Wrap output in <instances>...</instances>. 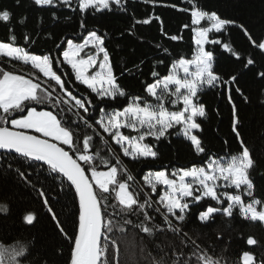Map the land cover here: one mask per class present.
Here are the masks:
<instances>
[{"label":"snow or ice","instance_id":"snow-or-ice-1","mask_svg":"<svg viewBox=\"0 0 264 264\" xmlns=\"http://www.w3.org/2000/svg\"><path fill=\"white\" fill-rule=\"evenodd\" d=\"M72 2L73 0H32L40 8H71ZM124 2L125 0H77V9L80 13H86L89 9L94 12L111 11L113 5L123 8ZM11 15L8 10H0V21L9 22ZM190 15L192 25L198 26L207 21L206 26L194 29V55L191 59L180 58L173 62L166 75L161 76L159 71L153 70V80L144 85L143 92L146 96H130L117 82L105 45L106 33L101 35L98 31H89L79 43L67 40L66 50L62 51V61L50 54H34L15 46L14 35L9 37V41H0V57L30 64L32 69L37 70L34 77L25 78L0 68V150L17 161L31 162V166L38 170L46 166L49 173L56 174L54 178H63L62 184L66 180L68 187L74 188L78 199V216L76 230L69 236L43 187L38 188L32 182L31 173H26L19 167L15 169L18 178L31 184L43 198V204L60 233L71 242L70 264H113L115 258L110 254L109 238L105 235V231L111 230L112 223L109 219L106 227L105 210L108 208L119 209L124 216V224L138 229L145 234L144 239L155 246L158 258L154 264H221V260L212 256L185 230L191 208L204 200L213 201L214 204H207L205 210L198 213L197 219L201 224L214 221L217 214L231 219L236 209L244 220L264 222V210H258L264 209V199L256 198L255 183L251 177L255 160L237 128L240 121L234 104L232 131L239 141L240 150L231 155L227 162L205 155V166L176 169L170 174L167 171L149 172L144 175L143 180L150 191L143 192L142 199L130 190V185L125 180L120 179L121 173L126 175L127 181L135 179L121 159V152L124 157H130L134 161L155 160L159 155L156 145L145 143L146 138L152 137L155 141L166 139L172 135L170 130L177 126L179 128L176 134L189 141L197 155L205 154L207 150L198 135L203 131L199 120L207 118L206 107L199 102L200 92L205 87L211 89L218 84L238 82L235 75L225 80L215 71L214 52L206 47L221 44L212 34L226 31L227 26L236 22L198 6L190 11ZM25 19L27 17L21 19L20 23L23 24ZM142 23L148 24L150 20L144 19ZM160 23H163L162 20ZM80 27L86 29V24L81 21ZM239 27L255 47L264 53V38L256 41L243 25ZM169 39L176 41L180 37L170 36ZM25 40L31 42V37L26 36ZM56 47L59 48L60 45L57 44ZM223 48L240 59L239 54L228 44H223ZM163 51L167 53L168 49L163 48ZM62 63L71 67L75 81L90 90L89 95L95 94L103 107L83 93L78 98L65 87V80L58 74ZM157 63L163 64L164 61L159 60ZM254 63L252 58H248L245 67ZM94 68L98 70L92 72ZM181 70L183 76L179 75ZM258 75L264 78V71H260ZM50 82L59 86L63 95H54L56 88ZM236 91L243 95L239 87ZM129 96L126 106L108 111V101ZM146 97H151L155 103H150ZM170 97L174 99H169ZM166 99L167 102L182 107L169 111L165 107ZM45 101L50 109L59 111L37 110L36 105L44 104ZM229 103H232L231 96ZM64 105L68 106V111L75 109L73 115L92 130L91 134H86L81 139L64 122L60 115L65 111ZM94 109L99 113L98 118L92 114L91 110ZM8 124L10 127L5 126ZM125 128L137 135H126L122 131ZM95 137L99 138L97 143H103L111 153V160H102L107 169L105 171H100L95 166L99 153L90 154ZM112 144L117 145L118 149L113 148ZM9 168H12L11 164ZM158 187L162 188L161 192H158ZM221 187L233 189V193L220 192ZM157 196L159 198L155 199ZM244 196L250 199L246 201ZM110 197L116 203H112ZM0 208L3 206L0 205ZM153 212L157 216H153ZM133 215L138 217V222L128 218ZM35 218L34 213L24 216L29 225L33 224ZM169 232L179 243L158 242L157 234L167 237ZM101 238L105 241L103 245ZM257 243L252 237L247 239L248 245ZM26 259L23 247L8 248L0 245V264H25ZM253 260L251 253L243 254V264H253ZM43 264H50V261L43 259ZM259 264H264V259Z\"/></svg>","mask_w":264,"mask_h":264},{"label":"trees","instance_id":"trees-1","mask_svg":"<svg viewBox=\"0 0 264 264\" xmlns=\"http://www.w3.org/2000/svg\"><path fill=\"white\" fill-rule=\"evenodd\" d=\"M196 6L236 22L227 26L226 31L212 34L221 41V44L206 47L214 52L215 71L225 80L235 75L238 82L218 84L216 88L211 89L205 87L200 92L199 102L205 105L207 118L199 120L203 131L198 135L207 150L205 154L197 155L190 142L182 135L176 134L179 128L177 126L170 130L172 135L166 139L155 141L152 137L146 138L145 143L156 145L159 155L155 160L134 161L130 157H124L121 152V159L135 179L127 181L123 173L120 179L125 180L130 185V190L142 199L143 192L150 191L143 180L144 175L149 172L167 171L170 174L176 169L203 165L206 162L205 155L214 159H228L231 155L237 154L240 144L232 131L234 104L240 121L237 128L255 160V167L251 173L255 183V196L257 199H264V78L258 75L260 71H264V53L255 47L248 35L239 27L243 25L256 41L264 38V0H193L192 3L190 0H125L123 8L113 5L111 11L94 12L89 9L86 13H80L75 2H72L71 8L64 6L40 8L35 6L32 0H0V10H8L12 14L9 22L0 21V41H9V37L14 35L15 46L23 47L34 54H50L62 61L61 52L67 40L79 43L89 31H98L101 35L106 33L105 45L117 82L130 96H146L143 92L144 85L145 82L153 80L151 77L153 70L159 71L161 76L166 75L173 62L180 58L191 59L194 55V25L191 24L190 11L195 10ZM24 17L27 19L21 24L20 20ZM156 17L160 19L157 20ZM144 19H149L150 23H142ZM81 21L86 24V29L80 27ZM206 25L207 21L202 22L201 27ZM26 36L31 37V42H26ZM170 36H178L180 39L173 41L169 39ZM57 44L60 45L59 48L56 47ZM223 44H228L239 54L240 59H237L233 52L224 50ZM163 48H167L168 52L165 53ZM248 58H252L255 63L245 67ZM159 60H163L164 63L158 64ZM0 68L27 78L37 74V70L32 69L31 65L6 57H0ZM58 74L65 80V87L75 96L81 98L83 93L98 106H104L95 94L89 95L90 90L75 81L72 70L65 63L60 65ZM41 78L43 79L42 76ZM50 83L56 88L54 95H63L59 86L54 82ZM237 87L241 89L243 95L236 91ZM130 96L108 101V111L126 106ZM229 96L232 103H229ZM146 98L150 103H155L151 97ZM36 107L37 110L59 111L50 109L47 101ZM63 107L65 111L60 115L81 139L86 134H91L92 130L73 115L75 109L68 111L67 105ZM165 107L175 111L182 106L173 105L166 99ZM91 111L93 115L99 117L97 110ZM5 126L10 127V124ZM123 132L129 136L134 134L127 130ZM98 139L94 138L90 154L99 153L95 166L98 170L105 171L107 169L102 160L105 158L111 160V153L103 143H97ZM112 147L118 149L115 144H112ZM112 163L114 164V160ZM9 164L12 168H9ZM18 167L26 173H31L30 178L38 188L43 187L68 235L71 236L76 230L77 201L67 182L64 181L62 184L63 178H54L56 174L49 173L46 167L38 170L31 166V162L17 161L10 155L0 154V205L3 206L0 208V245L8 248L23 247L27 257L25 264H37V261L43 264V259L50 261V264H68L71 242L60 233L56 222L43 204V198L31 184H26L18 178L15 170ZM88 175L90 176V172ZM158 192H161V187H158ZM243 198L246 201L250 199L247 196ZM110 200L116 203L111 197ZM207 204L214 202L204 200L200 205L191 208L190 217L185 225L189 235L212 256L221 260V264H243L242 257L245 252L254 256L253 264H259V261L264 259V223L244 220L236 209L231 219L217 214L214 221L201 224L197 215L205 210ZM27 213L35 214L36 218L31 225L24 220ZM152 215L157 216L154 212ZM128 218L138 222L135 215ZM109 219L112 222L111 230L105 231V235L109 238L110 254L115 258L113 264H116V261L118 264H154L158 258V250L144 239L145 234L125 225L124 216L119 209H106V227ZM157 235L158 242L179 243L170 232L167 237ZM249 237L258 243L248 245ZM104 243L102 238L101 244Z\"/></svg>","mask_w":264,"mask_h":264},{"label":"rangeland","instance_id":"rangeland-1","mask_svg":"<svg viewBox=\"0 0 264 264\" xmlns=\"http://www.w3.org/2000/svg\"><path fill=\"white\" fill-rule=\"evenodd\" d=\"M73 2H75V3H77V0H73ZM202 24V23H201ZM198 27H201V25H194V28H193V44H194V29H196V28H198ZM82 42V41H81ZM194 46H195V44H194ZM66 47H67V45L65 44V47H64V49L63 50H66ZM81 55L83 56L84 54L83 53H81ZM7 58V57H6ZM61 58H62V60H63V56H62V52H61ZM10 59V58H9ZM66 64V63H65ZM28 65H30V64H28ZM67 65V64H66ZM67 66H69V65H67ZM70 67V66H69ZM70 69H71V67H70ZM72 70V69H71ZM98 69L97 68H94V69H92L91 71L92 72H95V71H97ZM190 70H193V69H190ZM74 74V73H73ZM179 75L180 76H183L184 75V73L182 72V70L179 72ZM75 77V76H74ZM25 78H27V77H25ZM169 110V109H168ZM169 111H171V110H169ZM125 131V130H127V131H130V132H132V133H134L133 135H131V136H135V135H137V133L136 132H134V131H132L131 129H127V128H125V129H122V131ZM212 159H214V158H212ZM219 159H221V162H227L230 158H219ZM206 163H207V161L203 164V165H201V166H205L206 165ZM161 191H162V188H161ZM219 191L220 192H225V191H227V192H229V193H233V189H224V188H220L219 189ZM219 207V206H218ZM258 210H264V209H258ZM262 223H264V222H262ZM242 263H243V257H242Z\"/></svg>","mask_w":264,"mask_h":264},{"label":"water","instance_id":"water-1","mask_svg":"<svg viewBox=\"0 0 264 264\" xmlns=\"http://www.w3.org/2000/svg\"><path fill=\"white\" fill-rule=\"evenodd\" d=\"M0 154H7V153H4L3 152V150H0ZM7 155H10V154H7ZM46 167V166H45ZM66 181V180H65ZM67 182V181H66ZM72 190H73V192H74V194H75V191H74V188H71ZM75 197H76V195H75ZM76 201H77V207H78V199H77V197H76ZM78 216V215H77ZM101 242H102V238H101ZM68 264H70V257H69V263Z\"/></svg>","mask_w":264,"mask_h":264}]
</instances>
